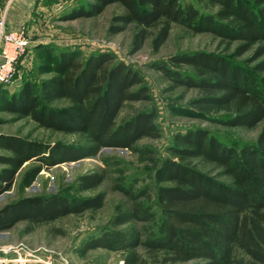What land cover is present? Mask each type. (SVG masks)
Wrapping results in <instances>:
<instances>
[{
	"label": "trees",
	"instance_id": "trees-1",
	"mask_svg": "<svg viewBox=\"0 0 264 264\" xmlns=\"http://www.w3.org/2000/svg\"><path fill=\"white\" fill-rule=\"evenodd\" d=\"M211 1L220 5L214 15L200 14L180 0H91L85 9L72 11L65 20L94 17L107 6L118 4L124 14L112 18L108 34H119L134 25L133 52L151 36L150 30L154 32L151 47L157 52L167 40L171 25L176 24L193 34L240 40L243 46L238 54L260 43L256 56H263L264 7L254 9L238 0ZM176 61L192 67L198 79L191 80L164 67L159 70L177 86L209 93L197 104L229 112V126L253 128L262 122L256 142L235 150L221 145L203 130L175 135L172 155L180 161L201 158L221 168L222 174L231 178V186L180 161L167 159L155 173L157 184H172L158 187L155 193L162 215L158 235L141 241L135 231L111 230L92 239L86 248L128 252L123 264H140V257L131 252L137 247L154 258L160 257V264H264V75L257 77L264 73V61L251 70L236 68L204 53L182 55ZM111 63L110 56L98 54L82 65L69 53L59 52L54 63L55 77L41 82L37 89L23 85L6 101L2 99L8 112L53 132L85 135L89 145L49 146L0 137V148L11 152L10 157L0 158L5 166L0 170V195L10 190L25 164L37 165L22 177L21 186L28 188L43 170L95 157L100 149L133 151L140 139L159 138L152 110L115 124L126 102L149 101L150 97L136 72L121 62ZM60 100L68 102V106L50 107ZM102 181L103 176L97 173L83 175L77 179L75 190H94ZM115 190L127 196L132 206L129 211L116 212L109 226L116 229L153 219L150 209L139 202L145 191L134 194L123 187ZM103 200L101 194L73 198L64 193L22 198L0 209V233L26 222L29 227L24 233L29 234L34 225L99 210ZM239 255L246 257L247 262Z\"/></svg>",
	"mask_w": 264,
	"mask_h": 264
},
{
	"label": "rangeland",
	"instance_id": "rangeland-1",
	"mask_svg": "<svg viewBox=\"0 0 264 264\" xmlns=\"http://www.w3.org/2000/svg\"><path fill=\"white\" fill-rule=\"evenodd\" d=\"M184 6H191L200 14L214 15L218 7L211 0H180ZM247 7H264V0H238ZM91 0H0V19L4 30L22 31L28 49L16 65L11 84L0 86V137H13L29 142L52 146L61 144L82 147L89 145L82 134H63L40 128L28 118L8 112L4 101L23 85L37 89L41 82L56 76L55 60L59 52H67L83 65L93 55L106 54L112 63L121 62L138 74L148 90L149 101L126 102L115 119V124L130 119L140 112L154 111L159 138H143L137 141L132 150L100 149L95 157H88L74 163H66L43 170L28 188L21 186L25 172L36 167V163L25 164L16 174L9 191L0 195V209L22 198L47 196L64 193L73 198H90L103 195V205L96 211H86L79 215H69L50 223H41L24 231L29 225L17 223L12 229L0 233V264H123L128 252L108 251L101 248H86L87 244L104 232L111 230L135 231L140 240L155 238L162 221L160 207L155 193L158 187H170V183L157 184L155 173L162 163L176 160L170 148L177 134L203 130L221 145L235 150L252 145L260 132L262 122L253 128L234 127L227 124L232 115L214 108H203L197 103L210 94L197 88L177 86L163 75L159 67L181 74L191 80L198 79L195 70L177 63L182 55L204 53L219 57L234 67L251 70L264 61L256 56L262 45L256 43L243 54L238 50L243 46L240 40H224L213 34H193L186 28L173 24L165 43L157 52L151 47V35L142 47L133 52L132 38L134 25L116 35L108 34V27L115 16L124 14L118 4L107 6L94 17H76L65 20L72 11L86 8ZM54 62V63H53ZM110 64V65H111ZM263 74H257L261 77ZM133 89H137L136 87ZM64 100L50 104L52 108L67 107ZM11 156L7 149L0 148V158ZM217 181L231 186L230 177L222 174L221 168L204 162L201 158L180 161ZM5 166L0 162V170ZM90 173L103 176L102 183L94 190L77 192L76 181ZM115 187L129 189L132 193L145 191L140 203L153 213L147 223L132 222L114 229L109 221L116 212L129 211L132 203ZM131 252L140 257V264H160V257L154 258L141 247ZM243 262L247 258L239 255ZM192 264V263H189Z\"/></svg>",
	"mask_w": 264,
	"mask_h": 264
},
{
	"label": "built area",
	"instance_id": "built-area-1",
	"mask_svg": "<svg viewBox=\"0 0 264 264\" xmlns=\"http://www.w3.org/2000/svg\"><path fill=\"white\" fill-rule=\"evenodd\" d=\"M22 31H5L0 19V85L11 84L16 65L28 49Z\"/></svg>",
	"mask_w": 264,
	"mask_h": 264
},
{
	"label": "crops",
	"instance_id": "crops-1",
	"mask_svg": "<svg viewBox=\"0 0 264 264\" xmlns=\"http://www.w3.org/2000/svg\"><path fill=\"white\" fill-rule=\"evenodd\" d=\"M22 1H24V0H22ZM31 1H33V0H28V3H29L28 5H30Z\"/></svg>",
	"mask_w": 264,
	"mask_h": 264
}]
</instances>
